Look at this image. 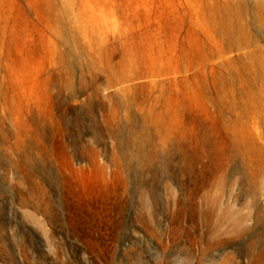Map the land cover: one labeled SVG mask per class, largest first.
<instances>
[{
	"label": "rangeland",
	"instance_id": "374dc122",
	"mask_svg": "<svg viewBox=\"0 0 264 264\" xmlns=\"http://www.w3.org/2000/svg\"><path fill=\"white\" fill-rule=\"evenodd\" d=\"M252 80L264 0H0V264H264Z\"/></svg>",
	"mask_w": 264,
	"mask_h": 264
},
{
	"label": "bare ground",
	"instance_id": "6f19581e",
	"mask_svg": "<svg viewBox=\"0 0 264 264\" xmlns=\"http://www.w3.org/2000/svg\"><path fill=\"white\" fill-rule=\"evenodd\" d=\"M237 34L238 36H245L246 37V34H244V31H243V29H241V27H240V25L238 24L237 25V27L236 28H231V27H228V31H226V35L227 36H230L229 38H231L232 36H231V34ZM235 47L236 48H241L242 47V45L241 44H235ZM135 71V70H134ZM144 73V72H143ZM123 75V74H122ZM133 75V74H132ZM136 75V74H135ZM140 75V74H139ZM134 77V76H133ZM263 83V80H260V82L259 83H256V80H252V82H250V87H252L253 85H254V87H257V91L258 92H260L262 89H263V87H264V85L262 84ZM253 88V87H252ZM251 88V89H252ZM133 99V98H132ZM144 119V118H143ZM142 119V120H143ZM215 200V199H214ZM203 209V208H202ZM236 210H234V209H232L231 207L230 208H228L227 209V215L229 216H231V217H233L235 214H236ZM238 213V212H237ZM246 216H245V214H236L235 215V220H236V222L235 221H231V225H232V227L233 226H239L240 224H241V222H242V220L245 218Z\"/></svg>",
	"mask_w": 264,
	"mask_h": 264
}]
</instances>
